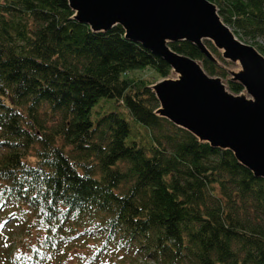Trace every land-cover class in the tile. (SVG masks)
<instances>
[{
	"label": "trees",
	"instance_id": "16d2710c",
	"mask_svg": "<svg viewBox=\"0 0 264 264\" xmlns=\"http://www.w3.org/2000/svg\"><path fill=\"white\" fill-rule=\"evenodd\" d=\"M209 1L264 56V0ZM73 15L0 0V264H264V179L156 115L161 58ZM100 100L114 110L91 119Z\"/></svg>",
	"mask_w": 264,
	"mask_h": 264
},
{
	"label": "water",
	"instance_id": "95a60500",
	"mask_svg": "<svg viewBox=\"0 0 264 264\" xmlns=\"http://www.w3.org/2000/svg\"><path fill=\"white\" fill-rule=\"evenodd\" d=\"M73 19L95 32L121 26L125 38L161 58L177 75L151 87L156 115L199 142L230 151L255 178L264 179V56L224 24L209 0H68ZM208 41L221 57L238 64L230 82L243 93H230L219 77L177 54L169 44L188 42L214 64Z\"/></svg>",
	"mask_w": 264,
	"mask_h": 264
},
{
	"label": "rangeland",
	"instance_id": "374dc122",
	"mask_svg": "<svg viewBox=\"0 0 264 264\" xmlns=\"http://www.w3.org/2000/svg\"><path fill=\"white\" fill-rule=\"evenodd\" d=\"M259 42L263 43L261 40H259ZM211 48L213 50L216 51V53L213 55V57L218 61L219 64H216V66H218L221 70H223L225 72L224 78H221L222 83L226 86V88H228V82H230V72H237L240 67L238 64L232 63L230 61H226L221 57V53L216 50L212 44L209 42ZM212 50V51H213ZM200 64V62H198ZM201 65V64H200ZM148 74H144V76H146V78ZM177 78V75L174 74L173 72H171L170 76L167 77L166 79H171V80H175ZM244 94V92H242ZM108 102H106V100H100L97 105L92 109V116L91 119H95L96 117H99L100 113H103L104 111H112L110 109L114 110V103L112 102V100H107ZM105 103L104 107L102 106V104ZM128 122L131 124L130 119H127ZM6 228V227H5ZM2 249H0V255H7L6 253H2L1 252Z\"/></svg>",
	"mask_w": 264,
	"mask_h": 264
}]
</instances>
